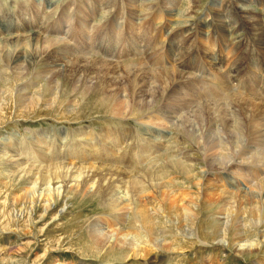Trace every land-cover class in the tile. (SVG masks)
Segmentation results:
<instances>
[{
    "label": "rangeland",
    "instance_id": "374dc122",
    "mask_svg": "<svg viewBox=\"0 0 264 264\" xmlns=\"http://www.w3.org/2000/svg\"><path fill=\"white\" fill-rule=\"evenodd\" d=\"M36 1L37 0H0V20L3 21L2 15H5L4 20H8L10 17V20L14 19L15 23L22 25V23L19 22V18L26 21L27 18L30 19V17H32V22H28L29 24H33V27L29 32H37L43 37H48L49 40L53 42L52 46H55L57 52H62L66 55L74 54L76 57L80 55L81 58L86 55L88 56L93 54L100 59H106L109 62L115 61L113 57L106 56L103 51L106 46V43L102 38L105 30H99L100 26L98 25L102 23V20L107 13L105 12L106 10L103 9L104 7L100 5L99 0H50V2H54V6L56 7L54 14L52 12L48 13V10L42 9L43 6L39 7L40 12L37 13V3L35 8ZM118 1L119 0H117V2ZM229 1L230 0L225 2V5L222 6V3L220 2L218 4H214L213 0H196L194 2V8L185 11L186 7H189V5L185 2V0H181L183 9L182 12H184L186 16L184 20H179L181 23H178L175 19L172 20L171 18H168L166 10L168 7L162 6L160 8L161 14H159V16L157 14L158 9L153 11L151 13V15L153 14L152 18L147 19V22L145 21V25L152 22V25L157 31V35H144L141 30L135 37L138 39L139 45L137 43L134 44L132 48H126L122 43H118V53L124 52L129 55L120 58L121 63L118 64L115 73L116 75L114 74L113 78L110 72L105 69L102 70V76L104 75L102 77V81L107 82L109 89H119L121 93L128 95L125 100L126 102L133 99V94L130 88L131 82L127 80L129 78H127L125 70H123L124 67L122 63L135 60L136 57L134 56V51L136 49L138 54L142 52L141 57L143 56L144 59H141L143 61L142 65L149 74L143 79L145 80L144 85L147 87L155 86L153 88V91L155 92L154 94L157 99H160V93L162 88L165 87L164 85H166L165 77L167 76L165 73L160 74V71L163 66L166 65V55L170 52L174 56L183 54L184 56H182L185 58V64L183 62L181 68V72L185 76L180 79V82H178L179 79L174 82L173 86L176 87V91L173 93V97L172 94L170 96V98H174L172 103H170L171 101L169 102L172 105V108H176L180 114L187 115L188 112L189 114L192 112H195V114H201L203 110H205V106L210 105L213 107L217 103L218 107H220L219 104L221 101L222 109L226 110L229 106L230 108L227 110L235 111L237 113L239 111V107L234 106L231 103L234 100V96L236 97L237 95H235L236 93H233L234 95H232V92L245 93V90L256 92L257 97H259H256L255 99H259L264 102V80L258 77V74L262 71V68H264V43L260 46L261 43L259 39L261 37L256 34H260V32H251L248 26L243 30H238L237 26H242L238 22L239 19L235 20L228 18L223 24V27H226L227 30L229 28L230 31L233 29L232 31L235 33L232 36H230L229 33L221 35L223 30L218 28L221 24L217 21H220L219 17L221 11H225L224 8L226 5H229ZM117 2H115V6ZM151 2L153 4L154 0H151ZM252 2L253 3L250 5H247V10L249 11L251 8L255 9L257 16L264 17V1H257V3L252 0ZM8 9H10L9 15L7 11ZM34 13L39 16L37 21ZM140 13L144 14L145 12L140 11ZM84 14L90 21V25L86 28V32L89 31L90 33L87 36H81V38L79 37L78 31L79 24H81L82 21L85 23V20L87 19L82 17V21H80L79 15L83 16ZM119 17L120 16L118 14H112L110 19L113 21L114 26L120 23V20H118ZM212 18H214V25H218L219 23L218 27H216V25L213 28L209 26ZM46 19H48L47 22H45ZM5 24L9 23L5 22ZM202 24L204 26H202ZM22 26H20L21 28H19V32L17 33L12 32L0 35V43H3L4 40H9V37L12 36H19L20 38L23 37L27 30L24 29V26ZM42 26L47 27L46 32L43 30L41 31L38 28ZM122 35H124V38L128 40V37L130 36L129 28L124 30ZM257 36L260 38H256ZM155 39L156 41H161V44H157ZM142 40H148L149 42L145 44L146 42H143ZM262 40L264 41V36ZM25 46L28 45L25 44ZM159 46H161L162 50L158 49L160 48ZM110 47L113 48V46ZM144 47L147 50L149 49V51H151L150 48L157 51L156 53H151L149 57H144L143 52L146 51ZM180 47H182L184 51H182V48ZM81 49L82 51H80ZM22 52L26 53L27 50L22 47ZM43 59L42 62L39 59V61L35 60L34 63L31 64L32 67H28L31 69L28 75H26L27 78L24 77V80L28 81V79L34 75L35 71L38 72L39 76L37 75V77L31 79L30 82L28 81V84L20 86L22 90L29 92L30 97L36 98L38 96L35 104H33L34 106H30L29 109L25 107H16V103L13 102L12 106L7 104L3 105L5 113L3 110V113L0 111V126H2L0 127V264H122V262L114 263L103 259L100 261V259L95 257V255L89 253V246L86 245V228L88 224L99 218L103 221V217L108 214V212L106 213L107 210L103 208L98 198L81 199V196L77 197V193L74 194V192H69L68 197L55 200L47 214L42 217V205H39L38 203H28L24 198L27 194H25V191L29 190L26 181H24V183L18 180H11L8 177V161L6 160L14 154L15 159L19 158L25 162L27 166H24H26V168L28 166L29 168H40L47 165L56 166L62 164L64 166H62L59 171L63 173H66L68 169L65 164H70L71 162L75 164L78 163L88 165L91 163L98 164L99 162L106 161L108 164H114L119 170L128 171L129 177H131L132 181L139 180V178L150 173L153 175L155 174L162 179L168 174L171 175L174 171L173 169L171 171L169 166L166 167L167 164L164 165L167 157L178 159L182 157V154H179V151L175 150L174 147L183 146V141H186L184 139L182 141L179 136L177 137L176 130L170 128V130H168V132H170V136H167L166 138L157 135L151 137V139L156 141L155 146L158 148V153L155 155H149L150 153L148 150L143 148L147 147V141L151 140L148 139V136H139L135 129L136 126L132 125L131 121L128 119L122 121L123 119H114L117 117L109 115V108L111 105L110 100H104L101 96H98L97 93L85 95L83 96L84 98L79 94L74 95L70 92L72 87L70 82L72 79L70 78L61 80L63 83L61 90L64 91L57 95V97L59 96L56 100L57 103L52 104L53 107L50 110L47 109L45 104L42 106L40 103H42V97H45L46 95V98H52L54 91L50 88V86H53V83L50 84V86H47L49 84V79L46 80V77L50 78L52 77V74L45 71V69L44 72L48 73L46 75L43 73V77L41 78L40 70H43L44 68L52 69L48 66L52 60L49 58ZM68 60L71 61V58H66V61ZM215 63L216 68H214ZM34 64H36V66ZM186 74L188 75L186 76ZM158 76H160V78ZM38 77H40V79L37 80ZM116 77L119 80L116 79ZM185 77H187V79ZM220 77L222 79L225 78L227 90H232V92H230L231 94L227 91L225 92L220 90V83L218 82V80L221 79ZM167 81L170 82L169 80ZM160 85L161 90L160 88L158 89ZM45 86L47 88H44ZM2 88L3 84L0 82V89ZM37 90L38 92H36ZM212 93L216 94L215 96H217V98L214 97L213 100H211L213 95ZM168 95V91L164 92V96ZM229 95L232 99H230ZM175 97L178 98V101H174L177 100ZM185 97L188 101L184 100ZM205 98L207 100H205ZM9 99L8 101H11ZM52 99L54 100L55 98L53 97ZM255 99H253L251 104H256L255 106L258 108L259 100L256 102ZM17 101H19L18 105L21 106L23 99L19 98ZM213 101L216 102L213 103ZM208 102H211V104ZM207 103L209 105H207ZM37 104H40V109ZM28 110L30 113H28ZM58 110L60 111V114ZM158 110L159 107L153 109V111ZM169 112H171V110H169ZM53 113L55 115H53ZM24 114L26 116L28 115L27 118ZM162 116H164V114ZM237 119L239 120L238 116ZM255 119H257V121ZM255 119L253 122H259L258 124L262 125V129H260L261 131L259 133L260 136H263L264 121H260L257 117ZM241 121L246 124L244 120ZM216 124H218L217 120L215 121V125ZM159 130L161 129L159 128ZM134 132L136 133L134 134ZM218 137L222 138L220 135L214 136L217 141V146L220 145ZM222 139L224 140V138ZM261 141V139L257 138V140H255L256 143H251L250 145L260 143V145L264 147V137L263 141ZM132 146L135 147V149L130 150ZM90 149H93V152L89 153ZM217 149L219 150L218 147ZM131 151L136 152V156L134 164L130 168L128 163L130 161V157L132 156ZM39 153L40 157H46L51 162L56 158L59 160L55 161V164L41 163L40 161H42L43 158H37V154ZM217 153H219V155L222 154L220 150ZM106 159H111L112 161L107 162ZM78 164L76 166H78ZM242 164L246 165L244 162H242ZM161 169L164 170L163 175L161 174L163 171L160 172ZM247 169L249 170L251 168L247 167ZM148 171H150V173H148ZM153 171H158L159 173H154ZM242 172L243 175H241L242 177L240 176L242 180H240V178L237 179L244 182V175L249 172L244 169ZM252 172L256 173V170L251 171L250 173L253 174ZM216 175L217 174L211 175L212 180L215 183H218V186L221 185L223 189L228 188V191L233 190L232 192L235 194V189L231 190V187L227 183L225 184L224 181ZM245 179L249 178L246 177ZM249 180L253 179L250 178ZM177 181L180 182V179ZM201 182L203 184L204 181ZM252 191L254 190L252 189ZM168 193L172 196V198L177 199L175 201V203H177L175 210L172 211L168 208L169 205L167 204L168 206L163 210L164 213H162V216L159 217L151 206L148 205L146 207L147 215L152 222L151 230L156 234L158 239L165 242H168V240L171 239V235L175 234L172 232L174 230L171 229V225H169L171 223L169 219L172 218L174 223L178 224V227H182V225L185 224L189 225L191 223L189 221H184L183 214L181 213L179 207L182 201H180L179 197H176V195H178V191H176V193H174V191H170ZM17 196H19L21 200H17V202H15L14 198ZM142 196L144 197L143 200H145V202L149 201L147 193H143ZM156 206L158 207L157 204ZM204 206L205 204H201L199 211H197V213L195 212L200 216L197 221L198 223L196 222L195 226L192 228H198L200 230L201 234H199V232H197V234L193 232V236H198L199 238L202 236L200 239H203L205 243L207 242L206 244H203L194 238V242L192 241L187 243V246L190 245L187 248L183 247L180 249V244H174L172 248L169 246L167 248L156 247L151 255H149L145 260L138 259V261H134L131 259L128 262H123V264H264V243L261 252L253 251L252 253L238 256L235 254L234 248L231 246L223 248L221 245L215 243L217 241L210 242L206 232V226L210 220L208 214L210 213H206L207 211ZM31 207H33L32 215H29V208ZM166 212H169V214H165ZM101 213L104 216H102ZM240 215L237 219L238 222L240 221L239 224H241L239 225L238 230H241V234L246 237L247 241L254 240L256 238L257 234H259V232L257 233L258 229L264 231V224L262 226L257 225L258 229L256 226L253 227V225H251V227L247 226L248 228L246 226L243 227V224H246L247 220H250V218L248 215L244 218L243 213ZM122 225L123 224L120 225V228H122ZM138 225V218L132 219L131 226L137 228ZM164 227H167L168 230L166 231ZM261 239L262 237L259 236L258 241ZM105 261H108V263Z\"/></svg>",
    "mask_w": 264,
    "mask_h": 264
},
{
    "label": "bare ground",
    "instance_id": "6f19581e",
    "mask_svg": "<svg viewBox=\"0 0 264 264\" xmlns=\"http://www.w3.org/2000/svg\"><path fill=\"white\" fill-rule=\"evenodd\" d=\"M195 1L196 0H185V2L189 5V7H186L185 11L194 8ZM213 1L214 4H218L220 2L222 3V6H224L225 2H227L228 0ZM254 1L261 2L264 0ZM99 2L100 5L104 7L103 9H105V12L107 13L103 18L102 23L98 25L100 26L99 30H105L102 38L104 39L106 46L103 51L106 56L113 57L115 61L109 62L108 60L100 59L93 54H91L92 56L83 55L85 57L81 58L80 55L76 57L74 56V54L66 55L62 52H57L55 46H52L53 42L50 41L48 37H43L37 32H29L33 27V24L28 23L32 22V17H30L31 20L27 18L26 21L19 18V22H21L24 26V29L27 30L25 35L21 38L19 36H12L9 37V40H4L3 43H0V82H2L3 84V88L0 89V111H4V104L12 106L13 102L16 103V107H25L29 109L30 106H34L33 104H35L36 98L38 96L36 98L30 97L29 92L22 90L20 86H22L23 84H28V81L30 82L31 79H34L35 77H37V75L39 76L38 72L35 71V73L33 72L34 75H32L28 79V81L24 80V77L27 78L26 75H28L31 69H29L28 67L31 66V64L34 63L35 60L39 59L42 62L44 60L43 58H49L52 61L48 66L52 69L44 68L43 70H40V77H43V73L45 75L48 72L52 74V77H46V80L49 79V84L47 86H50V84L53 83V86H50V88L54 91L52 98L54 97L55 99H48L46 98L47 95L45 97H42L43 100L41 99L42 103H40L42 104V106H44L45 104V107L50 110L53 107L52 104L57 103L56 100L59 97H57V95H59L60 92L64 91L61 90V87L63 86L61 80L70 78L72 79L70 80L72 84L70 92H72L74 95H82V97L85 95L97 93L98 96H101L104 100H110L111 105L109 108V115L117 117L114 119H123L122 121L128 119L129 121H131L132 125L136 126L135 129L139 136L145 137L146 135L148 136V139H151V137H153L154 135L166 138L167 136H170V132H168V130H170V128L175 129L177 133L176 136L181 137L182 141L183 139L186 141H183V146L174 147L175 150L179 151V154H182V157H180L179 159L167 157L164 165L167 164L166 167L169 166V168H171V171L172 169L174 170L173 173L171 172V175H169L167 172L168 175L161 179L159 178V176L155 174L153 175L152 173H150V171H148V173L150 174H146L144 176L141 175L143 177L139 178V180L132 181L131 177H129L128 171L119 170L114 164H108L106 163V161L99 162L98 164L91 163L88 165L77 163L78 166H76L77 164L71 162V166L70 164H65L68 169L66 173H63L59 171L61 167L64 166L62 164L56 166L47 165L40 168H29L28 166L26 168L27 165L25 164V162L19 158L15 159L14 154L12 153L13 156L8 157V160H6L8 161V177L11 180H18L22 182L26 181L29 190L25 191V194H27H24V198L28 203H38L39 205H42V217L47 214L52 206V203H54L55 200L68 197L69 192H74V194L77 193V197L81 196V199L98 198L103 208L107 210L105 211L106 213L108 212V214L104 216L101 213L102 216H104L103 221H101L98 217L99 219H96L92 223L88 224L86 228V245L89 246L90 252L89 250L88 252L92 255H95V257L100 259V261L103 259L114 263L122 262L123 264V262H128L131 259L134 261H138V259L145 260L149 255H151L156 247L167 248L169 246L170 248H172L174 244H180V249L183 247L187 248L188 246H190H187V243L192 242L194 238L202 242L203 244H206L207 242L205 243L203 239H200L202 236L200 238L198 236H193V232L196 234L197 232H199V234H201L198 228H192L199 220L200 215L196 213L197 211H199L201 204H205L204 207L207 211L206 213H210L208 214L210 220L208 222V225L206 226V232L208 234V239L210 242L217 241L215 243L221 245L223 248H228L231 246L232 248H234V252L238 256H243L244 254H249L253 251L261 252L264 243V231H262L261 229L259 230L257 225L262 226L264 224V147H262L260 143L255 145L250 144L256 143L255 140H257V138L263 141L264 135L260 136L259 133L261 131L260 129H262V125L258 124L259 122L257 123L253 121L256 117L260 121H264V102L262 100L255 99L257 97L256 92H252L251 90H245V93H237L232 92V90H227V83L225 82V78L222 79L220 77L221 79L218 80V82L220 83V90L225 92L227 91L228 93L232 92V95H234L233 93H236L235 95H237L236 97L234 96V100L232 102L230 101L234 106L239 107V111L237 113L235 111L227 110L230 108L229 106H226V110L222 109V101L221 103L218 102L220 103V107H218L217 103L216 105L211 107L209 105L211 104V101L210 103L208 102L209 104L207 103V105L209 106H205V110H203L201 114H195V112H192L191 114H189L188 112L187 115L180 114V112H178L176 108H172V105L170 103H172L174 99H172L174 95L173 93L176 91V87L173 86L174 82H176L178 79V82H180V79L185 76L181 72V68L183 65L182 63L185 59L183 57L184 55L182 54V56L178 54L177 56H174L170 52L167 53L165 60L166 65L163 66L162 70L160 69V74L165 73L167 75L165 77L166 85H164L165 87L162 88V90L160 88L161 85L158 87V89L160 88L161 90V96L160 99H157L156 95L154 94L155 92L153 91V88L155 86L147 87L146 85H144L145 80L143 79L146 78V76L149 74L145 67L142 65V60H144L143 56L141 57L142 52L138 54L136 49L134 51V56L136 57L135 60L122 63L124 67L123 70H125L127 78H129L127 80L131 82L130 88L133 94V99H130L126 102L125 100L127 99L128 95L121 93L118 88V90L112 88L109 89L107 82L102 81V77L104 76H102V70L105 69L106 71L110 72L113 78L114 74L116 73L118 64L121 63L120 58L129 55L128 53L125 54L124 52L118 53V43H122L126 48H132L134 44L137 43L139 45L138 39L135 37L136 34L141 30L144 35H157V31L152 25V22L147 25L145 24L147 22V19L152 18L153 14L151 15V13L153 11L158 9V16L159 14H161L160 8L162 6L168 7L166 9L168 18H171L172 20L175 19L176 21H178V23H181L179 20H184L186 16L184 12H182L183 9L181 0H154L153 4L151 0H142V2L141 0H119L118 2L117 0H99ZM115 2H117L116 6ZM251 3H253L252 0H230L229 5H226L224 8L225 11H221L219 17L220 21H217L221 25L219 27V23L218 25H215L216 27L223 30L221 32V35H226L229 33V35L232 36L235 33L234 31H232L233 29L230 31L228 28L227 30L226 27H223V24L225 23V21H227L228 18L235 20L239 19L238 22L242 26H237L238 30H243L248 26L251 32H260V34H256H258V36H260L261 38L259 37V39L258 36L256 38L259 39L261 43L260 46H262V44L264 43V41L262 40L264 36V17L257 16L255 9L251 8V10H247V5H250ZM40 6H43L42 9L48 10V13L52 12L54 14V10L56 8L54 6V2L52 3L50 2V0H37L35 2L37 13L40 12ZM126 7L128 8V12ZM7 11L9 15L10 9H8ZM140 11H144L145 13L141 14ZM113 13L120 16L118 18V20H120V23H118L116 26H114L113 21H111L110 19ZM34 16L36 17L37 21L39 19V16L36 13H34ZM82 17L84 19H87L85 14L83 16L79 15L80 21H82ZM2 19L3 21L0 20V35H3L5 33L19 32V28H21L20 26L22 25L15 23L14 19L10 20V17L8 18V20H4L5 15H2ZM213 19L214 18H212L211 22L209 23V26L212 28L215 26ZM47 21L48 19L45 20V22ZM5 22H8L9 24H5ZM89 25L90 21L88 19L85 20V23L84 21H82V23L79 24V37L89 35L90 32H86V28ZM202 26L204 25L202 24ZM38 28L41 31H47L46 26ZM127 28H129L130 30V36L128 37V40L124 38V35H122L123 31ZM142 41L146 42L145 44L149 42L148 40ZM156 43L161 44V41H156ZM25 44H27L28 46H25ZM110 46H113V48ZM22 47L27 50L26 53L22 52ZM159 47L160 48H157L159 50H162L161 46ZM144 49L146 50L145 52H143L144 57H149L151 53H156L157 51L151 48V51H149V49L147 50L145 47ZM181 50L184 51L183 48ZM80 51H82V49ZM66 58H71V61H66ZM34 65L36 66V64ZM214 68H216V63L214 64ZM44 70L48 72L45 73ZM187 75L188 74H186V76ZM40 77H38L37 80L40 79ZM158 77L160 78V76ZM258 77L264 80V68H262V71L258 74ZM185 78L187 79V77ZM116 79L118 78L116 77ZM167 80H169L170 82H168ZM44 88L47 87L45 86ZM167 91L169 95L164 96V92ZM36 92H38V90ZM171 94L172 97L170 98ZM215 95L216 94L212 95L211 100H213L214 97L217 98V96ZM19 98L23 99L21 106L18 105L19 101L17 100ZM185 98L184 100L188 101V99ZM8 99L12 102L8 101ZM176 99L177 100L174 101H178V98ZM230 99H232L231 96ZM253 99H255L256 102L257 100H259L260 104L258 103V108L257 106H255L256 104H251V102H253ZM205 100L207 99L205 98ZM214 102L216 101H213V103ZM40 104H37L38 108ZM156 107H159V110L153 111V109ZM169 110H171V112H169ZM58 112L60 114L59 110ZM28 113H30L29 110ZM163 114L164 116H162ZM53 115L55 114L53 113ZM237 116L239 120L237 119ZM216 120L218 124L215 125ZM241 120H244L246 124H244V122ZM255 120L257 121V119ZM159 128L161 130H159ZM136 132H134V134ZM215 135H220L222 138H224L225 143L222 138L218 137L220 145L217 146V141L214 138ZM151 140H148V146L143 148H146L148 150V152L150 153L149 155H155L156 153H158V148L155 146L156 141L154 139ZM217 147L221 151V155L217 153L219 152ZM133 149H135V147L132 146L130 150ZM90 152H93V149H90L89 153ZM135 154L136 152L131 151L132 156L130 157V161L128 163L130 168L134 164V159L136 156ZM39 155L40 153L37 154L38 159L43 158V160L40 161L41 163L55 164V161L59 160L58 158H56L51 162L46 157H40ZM111 159L106 160L107 162H109L112 161ZM242 162L246 163V165L242 164ZM247 167L251 169L248 170ZM162 169L160 172L163 171V173H161L163 175L164 170ZM243 169L249 172L248 174L244 175L245 178L248 177L249 179L252 178L253 180L244 178V182H241L239 181V179H237L240 178L241 175H243ZM254 170H256V173L252 172L253 174H251L250 172ZM153 172L155 173L158 171ZM212 174H217L216 176L224 181L225 184L227 183L231 187V190L235 189V194L232 192L233 190L228 191V188L223 189L221 185L218 186V183H215L212 180ZM178 179H180V182L177 181ZM240 180H242V178H240ZM201 181H204L203 184ZM251 188L254 191H252ZM170 191H174V193L178 191V195H176V197H179L180 201H182L179 207L181 213L183 214L184 221H189L191 223L189 225L185 224L182 225V227H178V224L174 223L172 218L169 219L171 221L169 225H171V229L174 230L172 232L175 234L171 235V239L168 240V242H165L158 239L156 237V234L151 230L152 222L147 215L146 207L148 205L151 206V208L156 211V214H158L159 217L162 216V213H164V208L168 205V208H170L172 211L175 210L177 204L175 203V201L177 199L172 198V196L168 193ZM143 193H147L149 197L148 202H145V200H143ZM17 200H21V198L19 196L14 198L15 202H17ZM156 204L158 205V207L156 206ZM32 210L33 207L29 208V215H32ZM167 213L169 214V212H166L165 214ZM242 213L244 215V218L245 216L247 217V215L250 218V220H247L246 224L242 223L243 227H251V225H253V227L256 226L258 229L257 233L259 232L260 235H255L256 238L254 240L247 241L246 237L241 234V230H238L239 225L241 224H239L240 221L238 222L237 219L238 216ZM135 218H138L139 220V225L137 226V228L131 226L132 219ZM121 224L124 225H122V228H120ZM164 229L166 231L168 230L167 227H164ZM258 235L262 237V239L259 241ZM108 261L105 262L108 263Z\"/></svg>",
    "mask_w": 264,
    "mask_h": 264
}]
</instances>
